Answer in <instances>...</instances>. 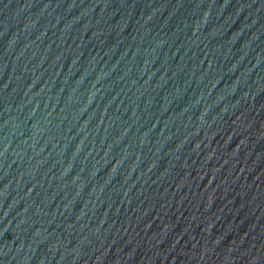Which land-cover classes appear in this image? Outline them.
Segmentation results:
<instances>
[{
  "label": "water",
  "instance_id": "water-1",
  "mask_svg": "<svg viewBox=\"0 0 264 264\" xmlns=\"http://www.w3.org/2000/svg\"><path fill=\"white\" fill-rule=\"evenodd\" d=\"M0 264H264V0H0Z\"/></svg>",
  "mask_w": 264,
  "mask_h": 264
}]
</instances>
